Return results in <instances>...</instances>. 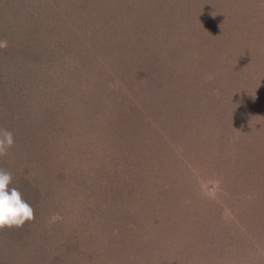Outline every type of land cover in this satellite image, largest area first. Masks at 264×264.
Wrapping results in <instances>:
<instances>
[{"label":"rangeland","instance_id":"374dc122","mask_svg":"<svg viewBox=\"0 0 264 264\" xmlns=\"http://www.w3.org/2000/svg\"><path fill=\"white\" fill-rule=\"evenodd\" d=\"M2 2L0 264H264V0Z\"/></svg>","mask_w":264,"mask_h":264},{"label":"clouds","instance_id":"9594fccd","mask_svg":"<svg viewBox=\"0 0 264 264\" xmlns=\"http://www.w3.org/2000/svg\"><path fill=\"white\" fill-rule=\"evenodd\" d=\"M6 42H0V47H6ZM211 79V75L207 77ZM254 98V97H253ZM15 143L13 133L0 128V156H6ZM12 183V174L0 169V230L5 228H22L25 222L35 219L34 209L22 198V193L15 187L9 188ZM219 187L218 181H213ZM205 195L214 197L215 192L206 191ZM57 217L53 216V220Z\"/></svg>","mask_w":264,"mask_h":264},{"label":"trees","instance_id":"16d2710c","mask_svg":"<svg viewBox=\"0 0 264 264\" xmlns=\"http://www.w3.org/2000/svg\"><path fill=\"white\" fill-rule=\"evenodd\" d=\"M3 3L2 0H0V4ZM79 235V234H78ZM75 241L78 243V238H75ZM79 241H80V237H79ZM94 241V240H93Z\"/></svg>","mask_w":264,"mask_h":264}]
</instances>
